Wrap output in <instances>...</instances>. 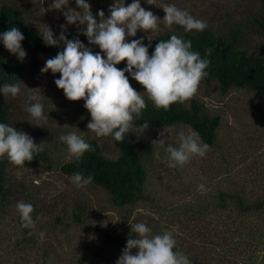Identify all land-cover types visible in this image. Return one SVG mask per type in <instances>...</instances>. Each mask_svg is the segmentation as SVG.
Here are the masks:
<instances>
[{
    "label": "rangeland",
    "instance_id": "rangeland-1",
    "mask_svg": "<svg viewBox=\"0 0 264 264\" xmlns=\"http://www.w3.org/2000/svg\"><path fill=\"white\" fill-rule=\"evenodd\" d=\"M85 2L99 22L100 10L107 19L114 2L127 6L133 0ZM4 3L17 6L39 30L44 32L48 27L57 39L63 31L68 40L79 39L93 53L100 52L82 34L86 25L67 24L63 15L67 8H52L54 0H0V5ZM140 4L160 19L158 29L165 25L163 7L175 5L209 25L240 27L246 46L258 52L264 50V9L260 0H152L151 5L140 0ZM67 7L82 11L75 0H69ZM147 34L138 31L128 41ZM57 46L65 44L61 41ZM24 51L26 56L21 60L0 45V53L10 63L21 66L16 82L20 93L12 97L0 91V103L10 111L19 131L27 133L37 145L47 147L48 159L18 167L7 156L2 157L7 165V193L0 197V264H116L128 238H137L131 230L136 223L146 224L151 235L170 232L176 241L174 251L184 253L191 262L264 264V212L242 213L232 207H216L218 194L233 191L234 187L248 199L264 195L263 96L241 88L223 92L217 81L203 79L191 99L202 103L208 113L221 117L218 144L209 146L204 157H194L182 168L169 166L166 147L178 146L179 133L187 134L192 129L185 124L154 128L135 117L125 135L137 142L142 154L146 169L144 197L121 203L93 182L76 187L61 171V165L74 158L60 140L62 135L76 133L83 139H95L109 157L117 155V147L111 136L97 137L87 128L91 115L84 107L85 101L73 102L65 97L54 82L59 73H42L46 61L54 57L36 55L35 73L32 54ZM125 74L131 86L145 101L149 100L143 86ZM31 96L40 97L48 119L34 120L25 111L26 106L36 102L29 100ZM191 99L184 104L189 105ZM161 138L165 145L153 143ZM18 201L33 206V227L22 226ZM137 251L132 249V254Z\"/></svg>",
    "mask_w": 264,
    "mask_h": 264
},
{
    "label": "clouds",
    "instance_id": "clouds-1",
    "mask_svg": "<svg viewBox=\"0 0 264 264\" xmlns=\"http://www.w3.org/2000/svg\"><path fill=\"white\" fill-rule=\"evenodd\" d=\"M146 2L152 4V0ZM75 3L81 12L67 7L69 0H54L51 7L57 10L67 8L63 12L67 24L79 22L86 25V29H81L82 34L88 38L89 44L97 45L100 52L93 53L79 39L68 40L63 31L57 39L46 27L41 33L43 41L49 46H56L62 41L65 47L54 58L48 59L41 71L60 74L54 82L69 101H85L84 107L91 115L87 128L97 137L112 136L118 142L123 141L133 127L134 118L141 116L147 106L144 97L131 86L125 73L143 86L148 99L157 109L167 111L173 104H182L198 93L200 82L208 75L206 69L211 61L201 58L198 51H192L191 41L186 42L176 35L167 41H159L149 55L152 33L158 30L160 19L152 11L141 7L140 0H133L127 6L114 2L109 8V18H104L103 10L98 12L99 22L94 18L89 3L85 0H75ZM163 11L166 14L163 21L169 29L174 24L186 31H204L208 27L206 21L194 18L175 5H165ZM138 31L151 33L146 37L148 45L144 44L145 37L128 41V37H136ZM24 39L16 27L0 34L4 47L21 60L26 56L21 44ZM212 51L207 49L206 55L210 56ZM121 62H126L123 69L117 67ZM0 91L16 97L20 93V85H4ZM29 100L36 101L25 108L31 118L37 121L48 119L44 115L43 104L39 102L40 97L31 96ZM60 140L66 143L69 153L77 161L86 152L94 150L76 133L62 135ZM153 143L165 145V140L161 138ZM208 150L209 145L201 141L197 132H181L178 146L168 144L166 147L169 166L182 168L194 157H204ZM41 151L40 145L34 143L27 133L0 123V158L7 156L13 165L24 167L25 162L33 161L34 154ZM70 179L76 187L83 188L92 183L93 176L76 172ZM16 208L22 226L33 227V206L18 201ZM131 230L137 238H128L116 264H191L184 253L174 251L176 241L170 232L151 235V229L144 223H136ZM132 249H138L136 254H132Z\"/></svg>",
    "mask_w": 264,
    "mask_h": 264
},
{
    "label": "trees",
    "instance_id": "trees-1",
    "mask_svg": "<svg viewBox=\"0 0 264 264\" xmlns=\"http://www.w3.org/2000/svg\"><path fill=\"white\" fill-rule=\"evenodd\" d=\"M264 9V0H260ZM204 31H186L179 25H173L169 29L166 25L152 33L149 55L155 49V45L163 40L167 41L172 35H176L184 41H191L192 51H198L201 58L211 61L206 69L208 75L206 81H217L223 92L231 88L251 90L264 97V50L258 52L243 43V32L238 26H212ZM12 27L18 28L25 39L21 42L23 50L33 56L31 63L33 72H37L38 62L36 55H50L55 57L64 47L49 46L42 38L43 31L25 18L21 10L12 4L0 5V34L9 31ZM148 35L144 44L148 45ZM3 41L0 40V45ZM211 48L212 54L206 55V50ZM19 63H10L7 57L0 53V87L4 84H16L20 78L21 70ZM126 67V62L120 64V68ZM146 108L138 117V122L154 128L177 124H185L192 131L199 134L201 141L209 146L218 144V130L221 126V117L218 114L208 113L203 104L196 99H191L189 105L175 103L169 110L157 109L150 100H146ZM0 123L12 126L19 131L18 125L12 119L10 111L0 103ZM112 137V136H111ZM92 147L77 161L75 158L63 163L61 171L72 176L76 172H83L85 176L91 174L93 183L105 189L115 196L121 203H128L144 197V183L146 169L143 164L142 154L136 141L130 137H124L123 141L112 140L117 147V155L109 157L103 147L95 139H84ZM34 154L31 162L27 165H35L48 159L47 147ZM7 165L0 158V197L4 198L7 193L5 183L7 180ZM216 207H232L242 213L264 212V195L257 196L254 200L248 199L236 187L233 191H221L217 197ZM77 220H80L77 217ZM191 264H210L193 259Z\"/></svg>",
    "mask_w": 264,
    "mask_h": 264
}]
</instances>
